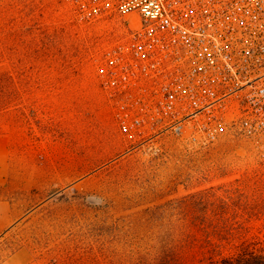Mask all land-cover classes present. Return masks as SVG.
<instances>
[{"label":"rangeland","instance_id":"rangeland-1","mask_svg":"<svg viewBox=\"0 0 264 264\" xmlns=\"http://www.w3.org/2000/svg\"><path fill=\"white\" fill-rule=\"evenodd\" d=\"M125 33L90 0H0V264L264 253V165L244 140L120 129L103 79Z\"/></svg>","mask_w":264,"mask_h":264},{"label":"built area","instance_id":"built-area-1","mask_svg":"<svg viewBox=\"0 0 264 264\" xmlns=\"http://www.w3.org/2000/svg\"><path fill=\"white\" fill-rule=\"evenodd\" d=\"M126 33L105 55L120 129L244 140L264 165V0H90Z\"/></svg>","mask_w":264,"mask_h":264},{"label":"trees","instance_id":"trees-1","mask_svg":"<svg viewBox=\"0 0 264 264\" xmlns=\"http://www.w3.org/2000/svg\"><path fill=\"white\" fill-rule=\"evenodd\" d=\"M213 264H264V253L244 247L235 256L223 257Z\"/></svg>","mask_w":264,"mask_h":264}]
</instances>
